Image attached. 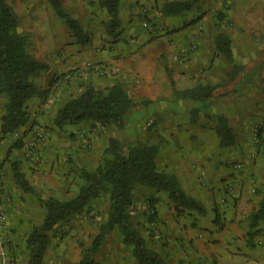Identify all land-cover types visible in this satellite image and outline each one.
I'll use <instances>...</instances> for the list:
<instances>
[{
    "label": "crops",
    "instance_id": "1",
    "mask_svg": "<svg viewBox=\"0 0 264 264\" xmlns=\"http://www.w3.org/2000/svg\"><path fill=\"white\" fill-rule=\"evenodd\" d=\"M21 1L23 6L22 2L20 5L18 4L19 6L13 2L10 3L20 17L19 31L28 37L26 48L29 53L37 60L49 63L50 69H48L52 72L59 71L58 73L63 71L61 69L64 67L60 65L65 59L73 58L74 61H78L80 57L77 56L74 49L78 50L79 48L76 46L75 48H73L74 46L69 47L75 53L73 57L64 55L61 58L59 56L58 50L61 48L62 38L66 40L69 31L67 27H60V19L49 0ZM61 1L66 10L65 0ZM76 1L78 4L80 0ZM224 2L228 6L227 17L229 20L231 19L234 26V34L237 33L241 36V41L247 42L246 39L243 40L244 34L264 33V0H224ZM122 12L123 10L120 8V17H122ZM72 15L79 16L77 13H72ZM131 31L133 33L136 29L129 30V34ZM120 42L116 46L105 47L103 50L98 48V52H94L90 56L109 68L110 71L106 75L99 76L89 70L79 71L78 77H73V84L61 92L57 90L52 98L47 97L45 92L29 98L26 102L27 108L31 116L39 111L40 123L32 124V122L28 128L25 125V128L22 127L16 132L19 135H26V129H42L46 125L42 123L43 119L41 118L52 120L57 109L65 101L89 86L103 89L116 84L121 85L136 102L141 103L135 117L146 112L150 116L159 111H164L167 114L168 119L165 127L168 130L163 142H159L158 166L161 170L176 174L183 190L204 203L206 207V212L203 214L192 210L186 211L185 214L192 219L186 227L183 224L175 223L174 218L177 215L174 206L173 214L167 216L160 214V219L165 220L174 232L170 231L172 234L168 239L171 240V243L167 252H157L166 258L168 264H174L176 260L177 262L179 260L176 264H239L234 259L238 255L244 257L247 261L246 264H264V232L253 237L249 235L252 214L258 210L264 197V150L261 149L254 155L253 152L250 153L249 144L243 141L244 138H239L236 128L230 121V125L236 133V144L230 147H221L215 132L216 122L206 125L202 124L199 119L190 118L192 110L207 114L208 109L205 103L219 95L220 91L222 94H226L238 86L244 85L243 82L252 81L258 76L263 77L264 74L259 75L253 72L249 66L247 74L245 73L246 78L244 75L231 84H228V73L227 83L224 86H218V89L216 87L217 90L215 89L213 96L205 101L178 97L171 87L172 81L177 78L179 82L183 83L177 86L178 90L192 87L193 83L190 81L192 79L188 74L183 78L180 72L176 73L173 78L171 77L170 82V78L165 72L163 59H159V55L154 54L153 44L142 42L140 39ZM233 42L231 45L234 52ZM171 44L174 47H171L173 50L170 54V63H180L176 58L177 54L182 55L186 49L185 42ZM262 44L264 45V38ZM213 54L216 55L215 44L213 45ZM53 56L58 58H54L57 60L54 63L57 70L50 62V58ZM178 58L180 59V56ZM83 60L79 63V67L83 65ZM179 78L183 80L181 81ZM38 87L41 90L44 89L40 85ZM221 88L223 90H220ZM165 95L169 96V99H159ZM142 102H146V104H142ZM256 113H264V107L258 109ZM224 114L227 113L224 112ZM93 124L92 121L81 122L76 125H66L62 129L59 127H54V130H51L53 128L47 129L48 137L40 148L42 160L38 165L24 157L23 148L10 146L9 153L7 152L8 155H6L10 162L6 164L7 162L0 161V167H3L4 171L5 168L9 169L3 184L4 207L7 211L6 233L9 244L10 241L14 243L24 239V247L27 248V237L34 226L42 223L46 215L42 199L54 196L43 197L38 192L42 190L51 192V186L59 185L58 182L63 179V176H59L58 172L61 169L59 170L55 158L58 151H63L65 148L63 143L65 136L57 134L61 132L76 140L78 133L88 129L96 147L99 135L101 139L104 137L101 130L105 127L97 126L98 128L93 131L91 128L89 129ZM4 143L0 145V150L3 149ZM239 145L247 147L243 148V152H238L235 147ZM67 153H70L74 158H81L80 155H84L85 151L79 150L74 145L67 150ZM85 157L87 159V156ZM225 161L226 163H224ZM11 162H18L20 170L34 187V192H26L19 187L13 175ZM235 162H238V167L234 165ZM21 196L25 198L22 203ZM169 202L172 203L170 199ZM158 204L163 206L164 200H160ZM263 227L264 223L260 225V228ZM17 251L16 249L15 253H18V257L16 254L15 257L18 258L19 264L22 261L23 253ZM27 255L29 257V250L25 257ZM46 261L47 254L41 264H45ZM26 264H28V258H26Z\"/></svg>",
    "mask_w": 264,
    "mask_h": 264
},
{
    "label": "rangeland",
    "instance_id": "2",
    "mask_svg": "<svg viewBox=\"0 0 264 264\" xmlns=\"http://www.w3.org/2000/svg\"><path fill=\"white\" fill-rule=\"evenodd\" d=\"M9 1L16 3V5H20L22 2L21 0ZM166 1L170 0H120V8L123 10L122 17H120L121 25L118 29L119 34L117 37H114L109 35L106 31L104 22L107 21L109 16L107 10L102 7L100 0H80L78 4L76 0H65L67 5L66 12L80 21L85 35L89 40L86 43H82V41L78 40L65 19L56 14L60 19V27H67L69 31L68 38L66 40L62 38L61 48L58 50L61 54H59V56L61 58H63L64 55L73 57L75 53L72 51L73 49H69V47L74 46L73 48H75L76 46L79 49L74 50L80 59L78 61H74L73 58L65 59L60 65L64 67L61 69L63 71L60 73H58L59 71H50V64L46 62L49 66L48 72L44 71L37 77V85L44 88L43 91H46L47 97L52 98L57 90L61 92L72 85L73 77H78L79 71L89 70L99 76L106 75L110 71L109 68L90 56H92L94 52H98V48L103 50L105 47L110 48L111 46L118 45L121 43L120 41L129 42L131 40L140 39L142 42L153 44L154 54H158L159 59H163L165 72L168 74L170 82L172 80L171 77L173 78L174 74L180 72L183 78H185L186 74L191 77L192 80L190 81L193 83V86L198 83H211L218 89V86H224L225 83H227V74L234 68L233 64L227 61L225 57L222 55L214 56L213 54L215 38L219 33H224L229 37L231 35L232 40L231 37L230 40L231 43L234 41V52L237 62L244 66H251V70L259 75L264 74V45L262 44L264 33L259 34L253 32L244 34L242 36L243 40L246 39L247 42L241 41V36L237 33L234 34V26L230 21L231 19L229 20L227 17L226 9L228 6L224 0H200L189 12L181 16L164 15L162 7ZM72 13H77L79 16H74ZM132 28H135L136 31L133 33L131 31L129 34V30ZM181 41L185 42L184 45H186V49H184L182 55L177 54L176 59L180 63H170V54L173 50L171 47H174L171 43L175 42L178 44ZM179 56L180 59L178 58ZM54 58L57 57L53 56L50 58V62L53 63L52 65L57 61L54 60ZM182 58L185 59L182 60ZM82 59H84L82 61L83 65L79 67V63ZM88 62L106 67L108 71L106 73H99L87 69ZM53 68L57 70V66L54 65ZM196 78H198V80H196ZM180 80L182 81L183 79ZM172 82L173 84L171 87H173L172 89L176 94L178 90L177 86L183 83L179 82L177 78L173 79ZM243 84L245 86H238L235 90L227 92L226 94H222V91H220L219 95H216L215 98H211L205 103L208 109V111H206L208 112L207 114L192 110L190 118L199 119L202 124L206 125H210L212 122H216L217 124V116L220 114L225 115L224 112H226L227 116H225L236 128L237 135L239 138H244L243 141L249 144L250 153L253 152L254 155L261 149L264 150V113H256L258 109L264 107V76L255 77L252 81H245ZM220 90L223 89L221 88ZM80 93L81 92H78V94ZM73 95L76 96L75 94ZM159 99H169V96L165 95ZM5 103L6 98L0 96V125ZM39 115L38 111V113L31 116L29 123L26 124L27 128L32 122V124L40 123ZM41 116H43V113H41ZM135 116L130 117L127 126L124 128H116L111 124L92 121L94 124L90 126L89 129L91 128L93 131H95V128H98L97 126L105 127V129L102 128L101 130V134H103L104 137L101 139L99 135L96 147L93 143V136H91V132L89 133L88 129L77 134L78 140H74L72 137H67L68 135L57 132V135L60 134L65 136L63 140L65 150L63 149V151L60 150L58 153L56 152L55 158L59 170L61 169L60 172H58L59 176H63V179L58 182L59 185L54 184L51 186V192L42 190L38 192L39 195L43 197L54 195V197L60 199L74 197L84 181L81 175L82 170H94L102 163L105 157L107 142L112 136L121 139L125 145H159V142H163L168 130L165 127L168 118L164 111L153 113L151 116L147 112L141 115L138 114L137 117ZM260 116L262 117L260 118ZM41 119H43L42 123L46 125V128L26 129V136L23 137V145L21 147L23 151H25V142L31 132L34 130L41 131L46 138L48 137L47 129L53 128L51 130H54V127H56L53 124V119ZM261 126H263L262 136L258 134L256 139L254 134L255 130H261ZM2 136L0 132V145L4 142L6 144L4 143L3 149L0 150V161L2 160L4 163L7 162L6 164H8L10 162L6 157L9 153L8 149L15 146L17 140H19L22 135L15 132L12 136L7 138H3ZM58 137L61 138V136ZM75 141L78 142L76 143ZM74 145H76L79 150L85 151L84 155H80L82 159L74 158L70 153H67V150ZM245 147L247 146L239 145L236 146L235 149L238 152H243V148ZM23 155L28 161L33 163V161L26 157V151ZM38 156L39 160L35 165H38L42 160L40 151L38 152ZM85 156H87V159H85ZM224 163H226V161ZM234 165H236V167L239 166L238 162H235ZM3 169V167H0V173L3 178L2 184H4V177L8 176L7 171L9 170L8 168H5V171ZM39 195L38 197H40ZM150 198H156L155 206L157 212L153 218H151L148 208ZM168 198L166 192H157L155 189L141 184H138L134 190V204L131 208V220L145 238L148 247L155 251L167 252L168 246L171 243L168 237L174 232L172 227L165 220L160 219V214H164V216L168 214L171 215V213L173 214L172 211L174 206V211L177 215L174 219L177 225L183 224L186 227L192 220L185 214L186 211L191 210L186 209L181 213L178 212L176 205L173 202L170 203ZM162 199L164 200V205L160 206L158 203ZM20 201L21 203L24 202L25 198L21 196ZM109 207L110 204L107 195H101L99 198L91 201L86 207L71 214L52 228L49 232L52 239L45 253V255L47 254V261L45 264H78L83 256V250L91 246L96 236L100 233V226L107 221ZM171 230L172 232H170ZM8 245L15 258L14 264H18V258L15 257V254L18 257V253H15L16 249L18 250L17 252L23 253L22 261L19 264H26L28 255L27 257L25 256L28 254V249L24 247V239H20V241L14 243L10 241ZM91 258L92 264H139L132 254V246L123 241V235L118 228H115L105 235L100 249L94 252ZM234 259L239 264L247 263L244 257L240 255L234 257ZM175 262L178 263L179 260Z\"/></svg>",
    "mask_w": 264,
    "mask_h": 264
},
{
    "label": "trees",
    "instance_id": "3",
    "mask_svg": "<svg viewBox=\"0 0 264 264\" xmlns=\"http://www.w3.org/2000/svg\"><path fill=\"white\" fill-rule=\"evenodd\" d=\"M199 1H166L162 12L164 15L181 16L189 12ZM49 2L56 14L65 19L74 36L82 43H86L89 39L80 21L66 12L62 1L49 0ZM100 3L109 16L104 22L106 31L109 35L117 37L121 25L120 0H100ZM19 25L20 17L14 6L9 0H0V96L6 98L4 113L1 116L3 138L12 136L18 129L29 123L31 113L26 105L27 100L46 92L39 89L36 80L42 72L48 70L49 66L28 52L26 48L28 37L19 31ZM215 44L216 55H222L234 66L229 73L228 84L244 75L246 78L249 66L236 61L230 37L219 33L215 38ZM215 89L214 85L199 83L190 88L177 90L176 95L205 101L213 96ZM140 105L141 103L136 102L121 85L116 84L103 89L89 86L80 94L69 98L57 109L53 124L62 128L66 125L93 121L124 128L130 117L137 114ZM260 129L259 136H262L263 126ZM215 132L221 147L236 144V133L225 115L217 116ZM24 136L26 135H22L17 140L14 147H22ZM159 151L160 147L157 144L125 145L118 137H110L102 163L94 170H82L81 175L84 181L74 197L60 199L50 196L42 199L46 215L40 225L34 226L26 239L29 250L28 264L42 263L51 243L52 237L49 232L52 228L101 195H107L109 199L108 219L100 226V233L91 246L83 250V256L78 264H92L91 255L100 249L105 235L115 228L122 233L123 241L132 246V254L139 264H168L164 256L148 247L145 238L131 220L136 186L141 184L157 192H166L180 213L189 209L203 214L206 212V207L204 203L183 190L176 174L160 169L157 163ZM11 167L19 187L26 192H34V187L20 170L18 162H11ZM2 192L4 193L3 184ZM155 201L156 198H150L148 202L151 218L157 212ZM216 219L218 220L217 217ZM262 223H264V197L258 210L252 214L250 237L264 232V227L260 228Z\"/></svg>",
    "mask_w": 264,
    "mask_h": 264
},
{
    "label": "built area",
    "instance_id": "4",
    "mask_svg": "<svg viewBox=\"0 0 264 264\" xmlns=\"http://www.w3.org/2000/svg\"><path fill=\"white\" fill-rule=\"evenodd\" d=\"M87 69L94 70L99 73H106L108 70L106 67H102L93 62H88ZM258 132V133H257ZM256 139L259 131L255 130ZM46 138L41 131L34 130L28 136L25 142L26 157L33 161L34 164L38 163V152L41 146L45 142ZM7 211L4 207V197L2 192V176L0 173V264H14V256L8 247V236H7Z\"/></svg>",
    "mask_w": 264,
    "mask_h": 264
}]
</instances>
